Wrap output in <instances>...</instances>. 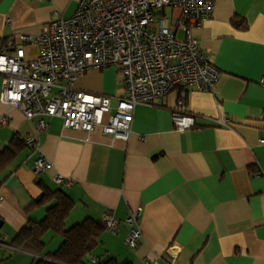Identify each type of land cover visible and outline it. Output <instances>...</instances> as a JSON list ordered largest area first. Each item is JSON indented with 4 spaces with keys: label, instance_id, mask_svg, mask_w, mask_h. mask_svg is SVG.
Instances as JSON below:
<instances>
[{
    "label": "crops",
    "instance_id": "obj_1",
    "mask_svg": "<svg viewBox=\"0 0 264 264\" xmlns=\"http://www.w3.org/2000/svg\"><path fill=\"white\" fill-rule=\"evenodd\" d=\"M212 1L211 17L193 35L221 77L211 91L187 89L186 108L195 118L190 129L176 131L172 122L179 87L136 107L125 142L99 128H64L60 118L29 121L0 100L6 120L0 155L13 137L38 146L19 147L0 173V264H35L61 246L62 237L52 231L43 234L40 253L12 245L30 221L44 219L51 203L39 201L46 190H62L72 202L66 229L104 214L125 221L141 210L135 250L124 243L129 228L122 223L115 234L104 230L85 264H264V0ZM78 2L0 0V46L20 35L38 37L56 14L73 15ZM180 15L166 9L156 20L166 17L174 26ZM235 20L246 27L236 28ZM22 48L27 61L36 59L37 46ZM75 88L115 99L125 92L116 67L87 71ZM39 158L51 168L36 175ZM57 176L72 185L58 186Z\"/></svg>",
    "mask_w": 264,
    "mask_h": 264
},
{
    "label": "built area",
    "instance_id": "obj_2",
    "mask_svg": "<svg viewBox=\"0 0 264 264\" xmlns=\"http://www.w3.org/2000/svg\"><path fill=\"white\" fill-rule=\"evenodd\" d=\"M213 6L212 0H79L73 15L65 18L56 14L38 37L20 35L0 46V100L29 121L38 116L60 118L64 128L85 133L99 128L102 134L125 142L131 134L136 107L151 105L179 87L172 122L176 131L190 129L195 118L186 108L187 89L211 91L221 77L193 35L211 17ZM166 9L181 11L174 26L166 17L156 20ZM28 44L38 48L33 61L24 56L22 47ZM110 67L120 72L125 87L122 97L75 88L87 71ZM261 84L264 86V81ZM5 122L0 119L1 124ZM219 124L227 126L225 121ZM38 126L44 129L46 124L41 121ZM261 142L264 144V139ZM25 143L33 150L38 147L29 137ZM50 168L39 158L34 172L39 175ZM260 175L259 170L254 173L255 177ZM55 183L72 185V181L59 176ZM140 213L138 209L125 221L104 214L101 221L111 234L125 224L129 232L124 243L135 250L142 238Z\"/></svg>",
    "mask_w": 264,
    "mask_h": 264
},
{
    "label": "trees",
    "instance_id": "obj_3",
    "mask_svg": "<svg viewBox=\"0 0 264 264\" xmlns=\"http://www.w3.org/2000/svg\"><path fill=\"white\" fill-rule=\"evenodd\" d=\"M236 28L246 27L241 21H233ZM25 140L13 137L10 143L3 149L0 155V173L14 159L19 152V147L24 146ZM51 203L42 221H30L12 241L17 249L40 253L44 245L41 242L43 234L52 231L63 239L61 246L48 258L38 260L35 264H85L84 258L92 252L97 241L105 230L100 220L87 218L82 223L69 229L65 228V221L72 209V202L62 190L51 192L44 191L39 204ZM98 264H117L113 260H107Z\"/></svg>",
    "mask_w": 264,
    "mask_h": 264
},
{
    "label": "water",
    "instance_id": "obj_4",
    "mask_svg": "<svg viewBox=\"0 0 264 264\" xmlns=\"http://www.w3.org/2000/svg\"><path fill=\"white\" fill-rule=\"evenodd\" d=\"M2 226H3V222H2V220L0 219V230H1Z\"/></svg>",
    "mask_w": 264,
    "mask_h": 264
}]
</instances>
